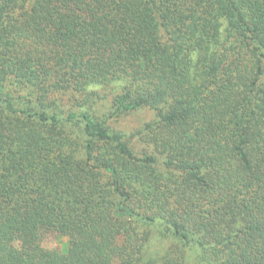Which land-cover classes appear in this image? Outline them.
<instances>
[{
    "label": "trees",
    "instance_id": "16d2710c",
    "mask_svg": "<svg viewBox=\"0 0 264 264\" xmlns=\"http://www.w3.org/2000/svg\"><path fill=\"white\" fill-rule=\"evenodd\" d=\"M94 87L156 115L128 141ZM187 248L264 264V0H0V264Z\"/></svg>",
    "mask_w": 264,
    "mask_h": 264
},
{
    "label": "rangeland",
    "instance_id": "374dc122",
    "mask_svg": "<svg viewBox=\"0 0 264 264\" xmlns=\"http://www.w3.org/2000/svg\"><path fill=\"white\" fill-rule=\"evenodd\" d=\"M94 89L102 96V98H98L96 96V102L90 110L94 119L97 121L107 120L105 123L107 127L112 131L121 133L122 137L125 136V139L128 141L129 137L134 134L137 129H139L147 121L152 120L156 115L154 110L144 107L130 112H124L121 114L118 113L115 116H112L111 113H113L114 110L112 97L119 89L114 87L112 88V92L109 93H107V89L102 87H94ZM66 241V236L49 233L43 240V245L50 248L61 249L66 246ZM161 245L162 241L160 240V242L156 243V248ZM186 259L187 264H203L200 262L195 249H186Z\"/></svg>",
    "mask_w": 264,
    "mask_h": 264
}]
</instances>
